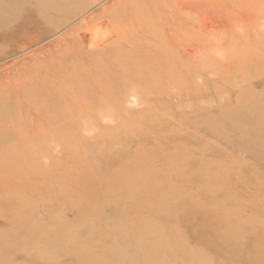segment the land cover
<instances>
[{
    "label": "rangeland",
    "instance_id": "1",
    "mask_svg": "<svg viewBox=\"0 0 264 264\" xmlns=\"http://www.w3.org/2000/svg\"><path fill=\"white\" fill-rule=\"evenodd\" d=\"M119 1L0 0V264H264V0H206L185 81L74 118L108 58L75 37Z\"/></svg>",
    "mask_w": 264,
    "mask_h": 264
},
{
    "label": "bare ground",
    "instance_id": "2",
    "mask_svg": "<svg viewBox=\"0 0 264 264\" xmlns=\"http://www.w3.org/2000/svg\"><path fill=\"white\" fill-rule=\"evenodd\" d=\"M191 3L188 0H120L95 25L106 30L103 35H98L99 29L96 30L95 26L86 25L84 30L81 27L75 37L74 52L86 48L88 52L96 51L108 58L85 72L84 79L90 83L83 95L74 97V108L66 109V112L74 114L75 118L79 112L96 106L100 99L107 101L111 93L114 96V85L119 79L133 78V81L140 82L144 76L148 81L161 79L173 84L185 81V68L200 62L204 51L201 31L206 28L216 35L217 21L223 20L219 4L214 6L206 0L203 4ZM170 17L175 21H169ZM210 19L216 22L208 26ZM156 24L164 27L161 37L155 29L156 32L152 31ZM71 52L72 49L66 50L67 55ZM143 58L156 66V70H149ZM190 60L194 62L190 64Z\"/></svg>",
    "mask_w": 264,
    "mask_h": 264
}]
</instances>
